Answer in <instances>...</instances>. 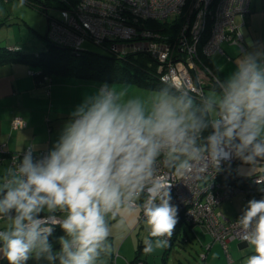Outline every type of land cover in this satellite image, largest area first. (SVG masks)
Segmentation results:
<instances>
[{
	"label": "clouds",
	"instance_id": "1",
	"mask_svg": "<svg viewBox=\"0 0 264 264\" xmlns=\"http://www.w3.org/2000/svg\"><path fill=\"white\" fill-rule=\"evenodd\" d=\"M235 64L199 107L167 90L141 99L102 84L86 95L46 153L30 145L0 175V256L7 264H104L110 221L137 209L148 232L143 253L169 247L178 208L164 169L184 176L205 157L217 170L233 158L251 170L264 161V50ZM57 212L63 235L54 251ZM236 223L254 253L246 264H264V198L249 200Z\"/></svg>",
	"mask_w": 264,
	"mask_h": 264
},
{
	"label": "built area",
	"instance_id": "2",
	"mask_svg": "<svg viewBox=\"0 0 264 264\" xmlns=\"http://www.w3.org/2000/svg\"><path fill=\"white\" fill-rule=\"evenodd\" d=\"M66 3L67 7L56 10L58 16L47 19V38L51 44L80 53L82 44L90 42L119 57L129 54L148 56L155 65V74L161 85L190 96L195 102H201L206 96L205 87L221 86L213 72L201 64L202 58L224 55L223 44L234 46L240 52L245 50L241 30L244 17L250 12L251 0H80L75 6ZM237 17L241 19L239 26L235 24ZM174 19L182 24L172 39L148 26L149 23L163 24ZM29 74L33 75L32 72ZM25 126L19 117L11 122L12 131ZM4 149L5 145L1 144L0 166ZM41 153L46 152L38 155ZM20 155H10L5 168ZM239 161L236 158L221 161L217 170L205 157V160L194 163L192 170L184 176L169 175L164 169L172 184V203L178 208L174 233L182 223L199 226L213 242L220 243L226 253L230 242L247 244L240 239L236 223L241 214L226 219L219 211L224 203L239 194H244L246 200L264 198V174L250 180L238 177ZM58 218L53 215L51 222L58 225ZM139 221L144 222L141 211ZM112 259L111 264H117L118 254Z\"/></svg>",
	"mask_w": 264,
	"mask_h": 264
},
{
	"label": "rangeland",
	"instance_id": "3",
	"mask_svg": "<svg viewBox=\"0 0 264 264\" xmlns=\"http://www.w3.org/2000/svg\"><path fill=\"white\" fill-rule=\"evenodd\" d=\"M19 4L20 0H0V21L7 22L2 25V28L0 27V48L8 49L17 46L22 54L28 55L29 59L34 61L36 55H42L47 50V42L45 40L47 35V19L48 17L58 16L54 8L56 5L53 1L48 0H25L23 7H20ZM43 5H47V13L44 12L45 9L43 10ZM252 10H258L260 17L256 23L250 22V12L244 17L245 24L243 28H247V26L252 27L250 33L255 41L254 46L249 48L245 47V50L252 51L255 48L264 50V7L261 6V0H258L257 8L252 7ZM235 24L236 26L241 24V19L239 17L235 19ZM224 47L225 44L222 45V49H224ZM81 48V50L89 54L93 53L100 56L108 55L105 50L90 42H85L82 44ZM245 50L243 52H245ZM241 53L238 51V55L235 59H237ZM68 79L97 85L107 84L113 86L117 90H123L141 99H148L153 92H159L156 90H145L129 83L101 82L98 80L74 77H69ZM163 90H167L171 94L174 93L173 89L167 86H164ZM211 94L208 93V95ZM62 128L63 127H61V129ZM260 174H264V163H257L253 170H251L248 164L243 163L241 160L237 164L236 175L240 178L250 180L251 177ZM248 201L249 200H246L244 194H239L230 201L224 203L219 211L226 219H233L241 214L242 209L246 206ZM54 215L56 217H61L63 214L57 212ZM139 216L140 211L137 209L132 213H122L121 216L110 221L112 232L109 240L112 244L113 252L111 256H106L103 260L106 261V259L109 258L112 261L113 259H111V257L113 258L115 254H118V258L120 259L118 263L121 262V264H127L126 259L128 262H131L135 257H139L138 259L148 264H217L216 259L223 261L218 264H246V259L250 256L248 254L250 252L254 254L253 250L249 247L242 251L239 250L238 244H230L227 247V253L221 245L218 246L219 248L216 247L213 251L210 245L212 238L208 235H206L208 238L206 236H201L198 229H195L196 227H201L194 226V232L193 229L185 223H182L177 229V232L180 231L179 237L173 244L167 248L157 249L153 253L145 255L143 253V239L148 235V232L145 222L139 221ZM121 217L123 223L120 222ZM138 223L140 225L139 228H137ZM4 224L5 221L0 220V228H2ZM56 229H59L58 225L55 230ZM61 235H63L62 231L57 234H52L49 238L53 244L54 251L59 250L60 245L57 240ZM174 237L176 238L177 235ZM184 239L187 240L186 243L183 241ZM207 248L210 249L207 251ZM202 255L205 256L204 259H202ZM0 264H7V261L4 260L2 256H0ZM27 264H48V261L44 259L36 260L33 258L27 261ZM56 264H58V261Z\"/></svg>",
	"mask_w": 264,
	"mask_h": 264
},
{
	"label": "crops",
	"instance_id": "4",
	"mask_svg": "<svg viewBox=\"0 0 264 264\" xmlns=\"http://www.w3.org/2000/svg\"><path fill=\"white\" fill-rule=\"evenodd\" d=\"M257 5L258 0H251V16L249 19L251 23H256L259 20L258 10H252V7L257 8ZM261 6L264 7V0H261ZM0 27L2 28V26ZM251 29V26H247V28L241 30L246 48L255 45L253 36L250 33ZM237 49L234 46L225 44L224 49H222L224 55L216 54L210 57L211 63L220 74L221 81L235 71V58L239 51ZM34 69V66L30 63H0V145H5L0 175H2L5 166L8 165L9 156L22 153V150L30 145L36 146L38 149L37 154L47 152L52 147L53 142L57 140L61 127L69 120L70 113L86 95H91L101 86L68 79L71 76H52L47 81L38 83L29 74ZM212 92L207 91V96L208 93L211 94ZM196 104L195 102L194 107ZM15 117L24 120L26 124L24 129L11 130V122ZM209 120H211V117H209ZM139 226L138 223L137 228ZM190 228L194 232L195 229H198L199 234L203 237L210 236L203 228ZM208 236L206 237L208 238ZM230 244H238L241 251L248 248V245L237 242H230L227 247ZM210 245L213 251L220 246L219 243L213 242V239ZM248 255H252V252ZM119 260L118 258L117 264H121V262L118 263ZM110 261L107 258L106 261L104 260V264H111ZM216 261L217 264L223 262L218 259ZM126 262L131 263L127 259ZM142 262L148 264L145 261Z\"/></svg>",
	"mask_w": 264,
	"mask_h": 264
},
{
	"label": "trees",
	"instance_id": "5",
	"mask_svg": "<svg viewBox=\"0 0 264 264\" xmlns=\"http://www.w3.org/2000/svg\"><path fill=\"white\" fill-rule=\"evenodd\" d=\"M33 1V0H31ZM55 3V10H59L67 7V3L75 6L80 0H66L62 2L61 0H48ZM30 3V2H29ZM47 5H43V10L47 13ZM6 22H1V26ZM182 21L174 19L173 21H168L163 24L149 23L152 29L164 35H169L170 38H174L181 27ZM47 42V50L42 55H36L35 60H30L29 56L22 54L20 49L17 51H12L8 49L0 48V63L8 62H23L30 63L34 66L35 70L32 71L31 75L38 83L44 82V79H50L52 76H71L76 78L98 80L101 82H113V83H129L138 86L145 90L161 91L164 86L161 85L155 74V65L149 59L148 56L129 54L124 57H119L114 53H111L108 49L105 51L108 53L107 56H100L97 54H89L84 51L80 53L73 52L71 49L64 48L61 46H56L48 41L47 35L45 37ZM17 48V47H13ZM211 58H202L201 64L208 67L217 80L222 83L220 74L215 69L210 61ZM220 87L210 86L205 87V95L207 96V91L219 92ZM174 91V90H173ZM173 95H181L180 93ZM195 107L201 106V102H196ZM209 119V117H208ZM211 132V126L208 128L207 132L204 134L205 137ZM140 220V216H139ZM191 227V226H189ZM60 228L56 229L53 234L60 233ZM180 231L177 230L174 236L177 237L171 240L170 245L173 244L179 237ZM185 243L186 239L183 240ZM139 257H135L132 262L140 261ZM144 263V262H143ZM145 264V263H144Z\"/></svg>",
	"mask_w": 264,
	"mask_h": 264
},
{
	"label": "water",
	"instance_id": "6",
	"mask_svg": "<svg viewBox=\"0 0 264 264\" xmlns=\"http://www.w3.org/2000/svg\"><path fill=\"white\" fill-rule=\"evenodd\" d=\"M247 245V244H246Z\"/></svg>",
	"mask_w": 264,
	"mask_h": 264
}]
</instances>
